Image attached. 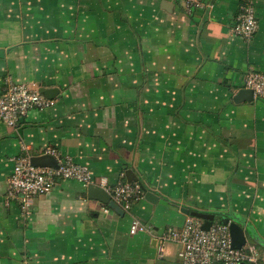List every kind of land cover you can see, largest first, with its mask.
Instances as JSON below:
<instances>
[{"label":"crops","instance_id":"0c3cea01","mask_svg":"<svg viewBox=\"0 0 264 264\" xmlns=\"http://www.w3.org/2000/svg\"><path fill=\"white\" fill-rule=\"evenodd\" d=\"M198 2L0 0V95L13 82L55 102L0 122V264H185L176 244L160 254L159 236L186 209L241 220L264 242V96L236 101L264 73V0ZM246 2L250 39L233 32ZM49 149L93 183L58 179L26 210L8 198L15 160ZM120 183L143 187L123 214L90 190L114 201ZM134 219L153 231L131 235Z\"/></svg>","mask_w":264,"mask_h":264},{"label":"built area","instance_id":"2783aa9c","mask_svg":"<svg viewBox=\"0 0 264 264\" xmlns=\"http://www.w3.org/2000/svg\"><path fill=\"white\" fill-rule=\"evenodd\" d=\"M182 2L188 11L200 6L198 0H175ZM258 19L251 3H245L238 21L233 28L236 36L250 39L258 31ZM246 87L256 95L264 96V73L252 72L246 80ZM55 102L44 97L40 92L24 84L9 82L4 93L0 95V122L10 127H16L20 119L32 110H43L54 106ZM26 151L30 146H25ZM49 155L56 156L57 150L49 149ZM58 162V168L37 167L31 162L29 155L20 156L15 160V166L9 179L8 198L29 210L35 198L51 192L58 179L74 180L83 185L93 183L90 170L74 163L71 159ZM114 201L124 210L130 211L143 193L142 186L137 183H120L110 187ZM105 212L109 209L104 208ZM153 229L134 219L130 233L152 232ZM160 254L167 251V244L181 247L180 258L185 264H264L258 249L254 245L236 249L232 245L229 226L216 221L209 230L203 229V222L193 216H188L181 227H169L159 236Z\"/></svg>","mask_w":264,"mask_h":264},{"label":"water","instance_id":"95a60500","mask_svg":"<svg viewBox=\"0 0 264 264\" xmlns=\"http://www.w3.org/2000/svg\"><path fill=\"white\" fill-rule=\"evenodd\" d=\"M43 93H45L47 96L50 97V95L54 93V90L44 89ZM243 99L247 101L253 100L254 99L253 91L248 90V89L241 90L239 94L236 96V101H240ZM31 162L34 166H37V167L58 168L57 160L53 156H50V155H45L41 157H33ZM135 181L138 182V179L135 178ZM90 190H94L95 195H96L94 196L95 198L102 200L105 203L110 202V205L113 209L117 210L121 214L124 213L122 208L118 206L114 201H112L111 196L106 191L96 188L94 186H91ZM152 197H157V196L153 192H147L146 198L148 200H151ZM185 212L188 215H191L193 217L203 220L204 222L203 229L206 231L209 230L210 227L216 221H219L220 223L226 226H229L231 237H232V245L236 249L243 248L249 241H252L253 243H257L260 245H264V242H262V240H260L257 237H253L251 235L250 231L247 230V227L241 220H238L236 218H231L228 216L217 217L215 214L203 213V212L189 210V209H186Z\"/></svg>","mask_w":264,"mask_h":264},{"label":"trees","instance_id":"16d2710c","mask_svg":"<svg viewBox=\"0 0 264 264\" xmlns=\"http://www.w3.org/2000/svg\"><path fill=\"white\" fill-rule=\"evenodd\" d=\"M142 189H143V187H142Z\"/></svg>","mask_w":264,"mask_h":264},{"label":"rangeland","instance_id":"374dc122","mask_svg":"<svg viewBox=\"0 0 264 264\" xmlns=\"http://www.w3.org/2000/svg\"><path fill=\"white\" fill-rule=\"evenodd\" d=\"M260 249V248H259Z\"/></svg>","mask_w":264,"mask_h":264}]
</instances>
